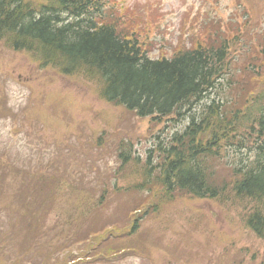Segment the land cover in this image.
I'll list each match as a JSON object with an SVG mask.
<instances>
[{
  "label": "rangeland",
  "instance_id": "374dc122",
  "mask_svg": "<svg viewBox=\"0 0 264 264\" xmlns=\"http://www.w3.org/2000/svg\"><path fill=\"white\" fill-rule=\"evenodd\" d=\"M120 1L136 5L142 17L140 39L155 44L149 51L154 58L160 52L170 54L179 35L184 41L185 34H197L207 14L223 22L233 18L243 36L255 28L253 23L242 27L246 18L264 28V0H248L245 7L241 0ZM235 45L239 53L238 40ZM262 55L260 72L236 77L243 90L257 91L259 74L264 76ZM95 87L81 76L42 67L30 54L10 51L0 42V174L5 173L0 187V264L260 263L264 240L243 221L253 202L232 193L219 201L178 193L158 213L144 217L140 202L121 193L138 178L133 172L157 138L180 132L186 120L151 126L148 118L99 99ZM99 138L101 145L96 144ZM121 139L130 141L129 154L138 159L136 164L119 166ZM231 150L214 161L216 175H226V167L239 162ZM53 158L55 170L48 173L64 179L68 194L51 204V189L42 191L38 180L28 177L32 173L25 172ZM32 185L34 190L28 192ZM137 217L139 226L132 232L131 219ZM93 231L108 232V243L113 242L109 248L101 239L86 240Z\"/></svg>",
  "mask_w": 264,
  "mask_h": 264
},
{
  "label": "trees",
  "instance_id": "16d2710c",
  "mask_svg": "<svg viewBox=\"0 0 264 264\" xmlns=\"http://www.w3.org/2000/svg\"><path fill=\"white\" fill-rule=\"evenodd\" d=\"M241 2L245 7L248 0ZM135 6L120 0H0V42L10 51L30 54L42 67L96 84L99 99L148 118L151 126L186 120L180 132L157 138L133 172L138 178L121 192L140 202L144 217L158 213L178 193L216 201L232 193L254 203L243 221L264 240V76L259 74L257 91L243 90L235 80L261 71L264 28L246 18L242 27L253 23L255 28L243 36L233 18L223 22L207 14L197 34H185L184 41L179 35L170 54L160 52L154 58L149 51L155 44L140 39L142 17ZM237 40L239 53L233 49ZM96 144L101 145L102 138ZM130 147V141H119V166L138 161L130 156ZM231 149L239 162L226 167V175H216L214 161ZM40 163L25 173H32L28 177L38 180L42 191L51 189L52 204L68 194L64 179L48 173L55 170L54 158L46 166ZM140 219H131L132 232ZM99 232H91L86 240L101 239L105 247L113 243H108V232ZM258 264H264V255Z\"/></svg>",
  "mask_w": 264,
  "mask_h": 264
}]
</instances>
